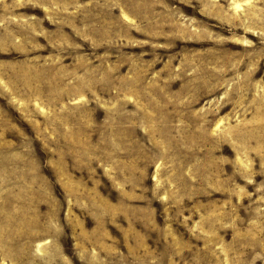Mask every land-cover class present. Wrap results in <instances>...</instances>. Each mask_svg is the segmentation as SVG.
Listing matches in <instances>:
<instances>
[{"label":"rangeland","instance_id":"374dc122","mask_svg":"<svg viewBox=\"0 0 264 264\" xmlns=\"http://www.w3.org/2000/svg\"><path fill=\"white\" fill-rule=\"evenodd\" d=\"M0 264H264V0H0Z\"/></svg>","mask_w":264,"mask_h":264}]
</instances>
